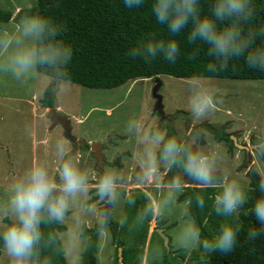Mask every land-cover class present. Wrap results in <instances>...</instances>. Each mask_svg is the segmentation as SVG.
Segmentation results:
<instances>
[{"label": "clouds", "instance_id": "obj_1", "mask_svg": "<svg viewBox=\"0 0 264 264\" xmlns=\"http://www.w3.org/2000/svg\"><path fill=\"white\" fill-rule=\"evenodd\" d=\"M203 2L150 0L151 16L166 36L144 37L128 47L126 56L146 64L157 59L175 64L181 55L177 37L183 35L193 46V56L206 48L207 72H235L242 62L264 78V0H207L206 9ZM123 4L138 9L145 0H123ZM65 31L63 23L38 10L14 14L10 30L0 27V79L30 86V91L42 89L59 101L72 83L74 49L65 40ZM185 87L193 121L208 120L223 103L219 87L203 75L189 77ZM55 108L59 114V107ZM70 134H66L68 140L80 143L71 129ZM123 135L131 147L119 152V158L133 165L136 183L151 185L161 194L145 192V203L130 217L125 209L136 205L137 196L127 187L129 180L121 169L101 166L94 172L82 167L80 153L56 137L51 163L42 160L26 168L0 200V253L7 264H57L58 260L86 264L90 251L95 253L96 264H110L113 223L118 230L127 226L129 232L157 223L161 242L149 250L151 264H165L168 252L188 261L194 260L193 253L201 261L217 253L231 255L241 244L240 225L222 223L214 234L204 236L193 207L209 209V215L224 219L250 215L255 223L247 228L243 243L250 254L256 253L254 244L264 239V124L254 125L252 135L240 146L249 158L244 171L238 160L230 159L223 141L204 127L178 137L141 109L125 121ZM165 174L171 175L162 179ZM249 176L256 178L255 188ZM187 183L213 188L215 193L195 191L181 202ZM143 259L141 252L138 264Z\"/></svg>", "mask_w": 264, "mask_h": 264}, {"label": "rangeland", "instance_id": "obj_2", "mask_svg": "<svg viewBox=\"0 0 264 264\" xmlns=\"http://www.w3.org/2000/svg\"><path fill=\"white\" fill-rule=\"evenodd\" d=\"M37 1L0 0V8L18 14L22 9L36 6ZM13 23H0V27L10 30ZM187 79L162 75L156 79L129 81L113 89H92L71 83L69 91L56 104L59 115L69 120L73 138L80 141L78 144L66 138L64 124H54L51 111L41 103L42 89L30 91V86L0 79V200L4 199L7 186L26 168L42 160L51 163L52 140L56 137L64 138L73 151L80 153L82 167L94 172L100 171L101 166L120 168L129 180L127 187L130 190L159 196L161 193L155 187L136 183L133 165L122 162L118 155L131 147L123 135V125L141 109L149 119H155L161 127L169 130V134L178 137H185L195 127L207 128V124L219 128L224 126L226 132L235 137L234 148L231 150L230 145L223 142L225 149L230 159L240 162V171H244L249 158L243 155L240 146L246 137L252 135L254 125L264 124V80L208 78L209 83L219 87L223 103L208 120L196 122L187 109ZM209 132L212 133L211 130ZM94 144L99 146H95L93 151ZM248 179L250 184V177ZM174 223L167 231H171ZM157 227L156 222H151L143 247V264L150 260L149 238ZM115 250L112 242L110 264ZM171 254L178 264H199L195 253L192 254L194 260L189 261L176 253ZM0 264H7L3 253H0Z\"/></svg>", "mask_w": 264, "mask_h": 264}, {"label": "trees", "instance_id": "obj_3", "mask_svg": "<svg viewBox=\"0 0 264 264\" xmlns=\"http://www.w3.org/2000/svg\"><path fill=\"white\" fill-rule=\"evenodd\" d=\"M203 7L205 9L208 7L207 0H204ZM28 9H22L19 13ZM31 9L52 15L65 25L66 31L63 36L74 49L70 66L72 83L87 88L113 89L131 80L156 79L162 75L176 78L203 75L207 78L227 80H264L262 74L249 71L242 62L236 66L235 72L231 69L216 74L207 72L206 65L209 58L206 55V48L202 47L199 55L193 56V46L187 44L183 35L177 37L181 43V55L175 64H168L161 59L146 64L139 59L128 58L125 53L133 43L152 34H157L161 38L166 36L164 28L157 25L151 16L150 0H145V4L138 9L126 8L123 0H56L54 4L52 0H38L36 6ZM11 21H14L13 12L0 8V23ZM43 95L41 103L45 108L57 107L55 100L45 92ZM205 127L211 130L218 140L228 143L231 150L234 148L232 134L227 133L224 126L219 128L207 124ZM87 148L90 149L88 145ZM170 175L166 174L165 179ZM249 177L250 186L255 188L256 178ZM185 191L186 193L180 197L181 202L184 196L195 191L206 195L215 193L213 188L202 189L193 183H188ZM136 196V205L125 209L130 217H133L136 209L145 203L144 192L137 190ZM193 212L201 225L204 236L214 234L222 223L239 224L242 230L241 244L231 255L223 256L217 253L203 261L196 257L199 264H264V239L254 244L256 253L252 254L249 252V246L243 243L244 233L255 223L250 215L242 213L232 220L209 215V209L200 211L193 207ZM150 225L151 223H147L129 232L127 226L126 229L118 230L113 223V244L116 250L112 264H138L139 254L143 252L148 239ZM89 234H92L91 228ZM160 242V235L155 230L149 238V250L154 244ZM171 256L170 252L165 254V264H178L175 261L176 257ZM57 264H63V261L58 260ZM86 264H96L94 251H90L87 255ZM146 264H151L150 260Z\"/></svg>", "mask_w": 264, "mask_h": 264}, {"label": "water", "instance_id": "obj_4", "mask_svg": "<svg viewBox=\"0 0 264 264\" xmlns=\"http://www.w3.org/2000/svg\"><path fill=\"white\" fill-rule=\"evenodd\" d=\"M51 116H52V118H53V121H54V124L56 125V124H58V123H62V124H64L65 125V128H66V134H67V136L68 137H71L70 135V129H69V127H68V119H66V118H63L62 116H60L59 114H58V110H57V108H53V109H51ZM233 139H235V137H232ZM95 146H97V145H93V150H94V148H95ZM96 149H99V148H96ZM97 151V150H96ZM120 252H121V249H120Z\"/></svg>", "mask_w": 264, "mask_h": 264}, {"label": "crops", "instance_id": "obj_5", "mask_svg": "<svg viewBox=\"0 0 264 264\" xmlns=\"http://www.w3.org/2000/svg\"><path fill=\"white\" fill-rule=\"evenodd\" d=\"M46 109H48V108H46Z\"/></svg>", "mask_w": 264, "mask_h": 264}]
</instances>
